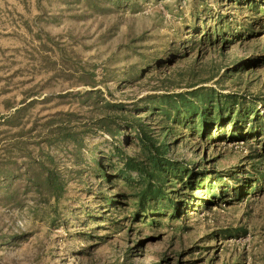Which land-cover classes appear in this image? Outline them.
<instances>
[{
    "label": "rangeland",
    "instance_id": "rangeland-1",
    "mask_svg": "<svg viewBox=\"0 0 264 264\" xmlns=\"http://www.w3.org/2000/svg\"><path fill=\"white\" fill-rule=\"evenodd\" d=\"M203 88L217 97L203 117L218 103L224 126L147 119L152 102ZM116 108L163 154L162 202L141 209L144 182L112 155L140 150L101 127ZM61 113L99 126L82 145L51 143ZM7 166L37 187L0 185V264H264V0H0Z\"/></svg>",
    "mask_w": 264,
    "mask_h": 264
},
{
    "label": "trees",
    "instance_id": "trees-1",
    "mask_svg": "<svg viewBox=\"0 0 264 264\" xmlns=\"http://www.w3.org/2000/svg\"><path fill=\"white\" fill-rule=\"evenodd\" d=\"M206 91L209 90L203 88V89H199L195 93L190 94L189 96H192L193 97L192 99L186 98L185 96L182 97L180 96L179 100H174V99L164 100V102L163 103L161 102V104L152 102L150 108L148 109L150 111V116L147 119L151 120V118H153L154 116V119L159 118L160 121H163L167 118H169L170 120L171 117L169 115L170 113L169 111L175 110L177 115L178 116L181 115L183 118L185 116L186 117L200 116L202 118V123L204 125L207 126L213 125L212 131H214L215 129L218 128L220 124L224 126L226 123H225L223 110L218 103L216 105L218 109L217 113L212 112L208 114L207 117L206 116L203 117L206 110L213 107L215 108V106L211 104L214 101H217V97L213 94L212 91H209L211 94L210 96L209 95L206 96L204 94ZM116 111L117 113L106 115V118H112L113 122H109V121L104 122L102 120L99 122V123L102 122L101 127L113 140H115V143H117L118 145L124 147L125 145L132 144L133 143L132 141L136 140L140 147V150L135 152V156H129L123 150V148L120 149L119 146L113 148L112 155L116 156L118 162L123 165L121 166V170H120L122 171L121 173L123 174V176H125L126 173L128 172H137L141 177V181L144 182L142 201H140L141 209L144 208L147 202H153V203L162 202L161 200L166 198V195L163 193L164 186L158 187L157 185L153 184L152 181L153 179L162 176L163 171L165 170V168H163L162 165L166 164V162L163 161L164 158L160 148L157 147L156 144L152 142V140L148 138L146 134V129L148 128L147 122L145 120L137 118V115H133L132 112L123 110V108H116ZM74 116L75 115L72 113H67V114L61 113L55 116V118L58 117L56 119V122H54L55 120H52L53 122H48L51 126L50 134H55V136L50 135L52 136L51 143L55 141H59L58 143H62V142L66 144L77 143L79 145H82L84 138L90 133H94V126L98 124L97 123L98 121H96L95 118H90V124L79 126L78 122L73 119ZM97 126H99V124ZM127 130H131L132 134L129 133L125 134L126 133L125 131ZM209 134L210 132L208 131L207 133H205L204 136L207 137ZM120 138H123V140ZM34 162H36L35 164L41 163L37 161ZM103 166L104 163L97 162L96 172L104 173L105 171L103 169ZM9 167L10 166H7L4 173H0L1 186L3 185L5 186L4 188L14 189L15 186L18 185L19 183L25 182V180L26 181L29 180L30 183L34 184L32 188L36 189L37 186H35L36 185L35 181H37V179L31 177L29 175L28 170H25L23 172L21 167H15L11 169H9ZM110 167L112 168L111 165ZM171 169L173 170L172 167ZM8 170H14L13 172H11L12 176L11 177L3 176L5 172H7ZM188 178L191 181V177ZM48 179H50V175ZM51 179H52L51 184L55 185L54 186L55 191L59 193L57 195V200H60L61 194H63L64 190L63 188H61L59 184L60 182L59 177L51 178ZM146 181H148V184ZM13 192L16 194V197H18L17 199H19L20 192L19 191H13ZM120 196L123 198L126 197L123 194H121ZM233 198H235V196ZM174 210H175L174 212H177L178 207L177 208L175 207Z\"/></svg>",
    "mask_w": 264,
    "mask_h": 264
}]
</instances>
